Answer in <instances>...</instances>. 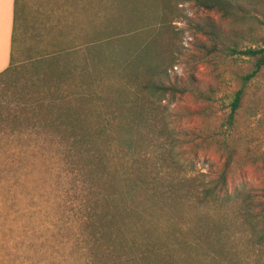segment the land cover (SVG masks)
<instances>
[{"label": "trees", "instance_id": "16d2710c", "mask_svg": "<svg viewBox=\"0 0 264 264\" xmlns=\"http://www.w3.org/2000/svg\"><path fill=\"white\" fill-rule=\"evenodd\" d=\"M170 1L39 0L43 18L31 32L34 44L18 60L17 21L26 3L15 0L11 62L0 73V141L9 136L19 150L23 136L33 137L34 149L52 150L63 167L58 183L69 185L63 191L72 194V212L61 264H264V251H242L239 241H249L244 230L230 236L234 221L223 210L227 141L219 142L226 160L212 187L201 189L180 171L177 137L161 102L166 93L188 90L166 81L176 63L163 36ZM195 4L237 19L251 5ZM194 27L207 38L195 46L208 62L244 55L253 64L246 81L264 68V35L255 26L226 30L205 17ZM243 94L234 93L231 115ZM260 215L262 247L264 192Z\"/></svg>", "mask_w": 264, "mask_h": 264}, {"label": "rangeland", "instance_id": "374dc122", "mask_svg": "<svg viewBox=\"0 0 264 264\" xmlns=\"http://www.w3.org/2000/svg\"><path fill=\"white\" fill-rule=\"evenodd\" d=\"M249 1L248 15L241 19L200 8L195 0L169 2L173 13L163 36L173 43L176 63L166 81L188 90L166 93L161 102L166 122L177 137L174 153L180 171L195 177L199 188L212 187L226 160L219 142L227 141L223 210H227V221H234L230 236L237 239L244 230L249 241H239L242 251H264L258 242L264 192V68L246 81L253 64L244 55H227L212 63L195 46L200 39L207 41L194 27L205 17L226 30L252 25L264 35V0ZM40 2L25 0L23 16L17 19L18 60L25 59L34 44L30 35L43 18ZM240 88L243 98L231 115V102ZM3 137L0 142L8 140L12 146L6 142L0 150V264H61L70 248L66 227L72 212V194L63 191L69 185L65 179L58 183L63 167L54 162L52 150H35V138L23 136V148L18 150L9 136Z\"/></svg>", "mask_w": 264, "mask_h": 264}, {"label": "crops", "instance_id": "0c3cea01", "mask_svg": "<svg viewBox=\"0 0 264 264\" xmlns=\"http://www.w3.org/2000/svg\"><path fill=\"white\" fill-rule=\"evenodd\" d=\"M15 0H0V73L11 62Z\"/></svg>", "mask_w": 264, "mask_h": 264}]
</instances>
